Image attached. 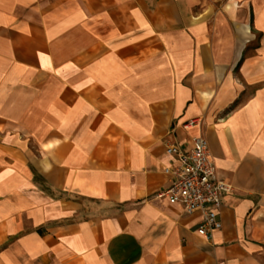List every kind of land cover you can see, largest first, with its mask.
<instances>
[{
    "label": "crops",
    "instance_id": "crops-1",
    "mask_svg": "<svg viewBox=\"0 0 264 264\" xmlns=\"http://www.w3.org/2000/svg\"><path fill=\"white\" fill-rule=\"evenodd\" d=\"M197 135L210 239L160 195ZM0 264H264V0H0Z\"/></svg>",
    "mask_w": 264,
    "mask_h": 264
},
{
    "label": "built area",
    "instance_id": "built-area-1",
    "mask_svg": "<svg viewBox=\"0 0 264 264\" xmlns=\"http://www.w3.org/2000/svg\"><path fill=\"white\" fill-rule=\"evenodd\" d=\"M165 153L176 164L164 169L170 180L160 195L169 203L179 204L186 213H199L201 220L196 231L210 239L212 232L221 227L219 211L225 196L232 192V185L217 175L215 161L202 135L192 137L186 146L168 142Z\"/></svg>",
    "mask_w": 264,
    "mask_h": 264
},
{
    "label": "trees",
    "instance_id": "trees-1",
    "mask_svg": "<svg viewBox=\"0 0 264 264\" xmlns=\"http://www.w3.org/2000/svg\"><path fill=\"white\" fill-rule=\"evenodd\" d=\"M39 184L41 185L43 190H45L48 193H51V190L47 185H45L44 183H39Z\"/></svg>",
    "mask_w": 264,
    "mask_h": 264
}]
</instances>
